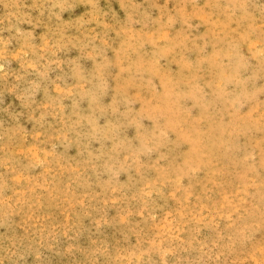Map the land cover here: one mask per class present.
Listing matches in <instances>:
<instances>
[{
    "label": "rangeland",
    "instance_id": "obj_1",
    "mask_svg": "<svg viewBox=\"0 0 264 264\" xmlns=\"http://www.w3.org/2000/svg\"><path fill=\"white\" fill-rule=\"evenodd\" d=\"M0 264H264V0H0Z\"/></svg>",
    "mask_w": 264,
    "mask_h": 264
}]
</instances>
